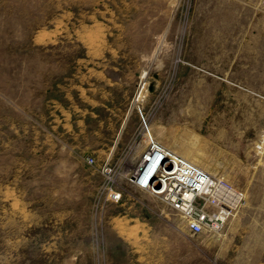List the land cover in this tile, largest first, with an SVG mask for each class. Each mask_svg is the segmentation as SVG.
Listing matches in <instances>:
<instances>
[{"label":"rangeland","instance_id":"obj_1","mask_svg":"<svg viewBox=\"0 0 264 264\" xmlns=\"http://www.w3.org/2000/svg\"><path fill=\"white\" fill-rule=\"evenodd\" d=\"M142 114L246 191L222 230L130 180ZM263 139L264 0H0V264H264Z\"/></svg>","mask_w":264,"mask_h":264},{"label":"built area","instance_id":"obj_2","mask_svg":"<svg viewBox=\"0 0 264 264\" xmlns=\"http://www.w3.org/2000/svg\"><path fill=\"white\" fill-rule=\"evenodd\" d=\"M137 136H141L144 147L130 180L166 201L192 233L219 232L245 204L247 193L241 186L164 145L143 114L141 133ZM258 147L264 149V139ZM85 160L89 164L96 163L92 154L86 155ZM100 170L106 198L119 201L123 190L117 183L113 165L105 161ZM146 174L149 180L145 182Z\"/></svg>","mask_w":264,"mask_h":264},{"label":"bare ground","instance_id":"obj_3","mask_svg":"<svg viewBox=\"0 0 264 264\" xmlns=\"http://www.w3.org/2000/svg\"><path fill=\"white\" fill-rule=\"evenodd\" d=\"M142 86H143V87H142ZM142 86H141V88H142V92H141V94H140V98L143 96V91H144V89L146 88V84L143 85V83H142ZM191 160H192V159H191ZM193 161H195V160H193ZM195 162H196V161H195ZM196 163H197V162H196ZM144 180H145V182L149 180V175H148V174H146V175L144 176Z\"/></svg>","mask_w":264,"mask_h":264},{"label":"water","instance_id":"obj_4","mask_svg":"<svg viewBox=\"0 0 264 264\" xmlns=\"http://www.w3.org/2000/svg\"><path fill=\"white\" fill-rule=\"evenodd\" d=\"M164 145H165V143L164 142H162ZM167 146V145H166Z\"/></svg>","mask_w":264,"mask_h":264}]
</instances>
